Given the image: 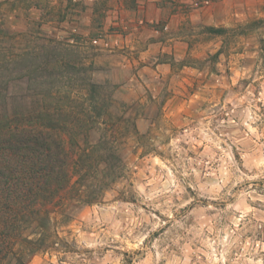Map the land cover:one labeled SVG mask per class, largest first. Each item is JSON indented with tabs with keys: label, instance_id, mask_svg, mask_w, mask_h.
<instances>
[{
	"label": "rangeland",
	"instance_id": "374dc122",
	"mask_svg": "<svg viewBox=\"0 0 264 264\" xmlns=\"http://www.w3.org/2000/svg\"><path fill=\"white\" fill-rule=\"evenodd\" d=\"M5 54L42 69L0 100L96 85L138 132L121 126L123 177L27 264H264V0H0Z\"/></svg>",
	"mask_w": 264,
	"mask_h": 264
},
{
	"label": "trees",
	"instance_id": "16d2710c",
	"mask_svg": "<svg viewBox=\"0 0 264 264\" xmlns=\"http://www.w3.org/2000/svg\"><path fill=\"white\" fill-rule=\"evenodd\" d=\"M17 57L24 59L0 55V84L6 88L8 74L42 69L9 67ZM41 84L33 102L8 95L0 100V264H27L57 245L60 223L70 220L67 209L96 204L123 177L121 126L131 123L137 132L131 117H114L111 99L98 97L96 85L90 99L80 102ZM101 125L91 143V131Z\"/></svg>",
	"mask_w": 264,
	"mask_h": 264
}]
</instances>
